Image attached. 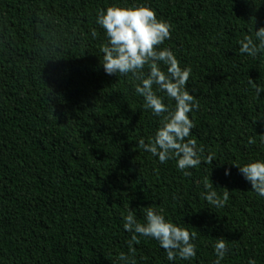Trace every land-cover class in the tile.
Here are the masks:
<instances>
[{
    "label": "trees",
    "instance_id": "trees-1",
    "mask_svg": "<svg viewBox=\"0 0 264 264\" xmlns=\"http://www.w3.org/2000/svg\"><path fill=\"white\" fill-rule=\"evenodd\" d=\"M112 5L153 9L171 34L157 50L191 69L199 108L186 140L203 149L191 175L137 147L163 117L144 107L132 73L104 71L97 18ZM261 27L264 0H0V264H124L122 252L135 264H215L219 238L220 264H264V196L233 165L264 161V52L239 50L246 36L259 44ZM226 189L223 207L204 198ZM148 206L194 234V258L169 261L143 236L130 252L124 217L130 208L144 223Z\"/></svg>",
    "mask_w": 264,
    "mask_h": 264
},
{
    "label": "clouds",
    "instance_id": "clouds-1",
    "mask_svg": "<svg viewBox=\"0 0 264 264\" xmlns=\"http://www.w3.org/2000/svg\"><path fill=\"white\" fill-rule=\"evenodd\" d=\"M97 23L105 30L108 43L101 48L103 53V68L106 74L127 75L132 73L141 83L135 90L144 97V107L150 109L155 116L163 117L162 124L155 133L150 143H145L141 138L137 147L158 156L161 163L175 157L177 168L184 175H191L186 169L195 168L201 164L203 149H197L196 141L187 139L190 130L195 127L189 113L199 108L196 98L187 90L191 69L181 68L173 52L167 48L157 50L166 39H170V25L157 18L156 12L148 6L121 7L112 5L104 10H98ZM96 36L95 30L92 32ZM259 41L257 45L252 37L246 36L240 41V52L255 57L264 52V27L255 31ZM159 62L167 65V72L161 70ZM145 65L149 66V73L144 75ZM250 83L254 81L250 79ZM155 86V90H154ZM157 91L166 92L167 96L175 100V108L170 109L163 103V98L157 95ZM257 98L264 88L255 87ZM253 143L254 141H249ZM213 155H208L204 162L212 164ZM239 169L244 178L250 182L251 189L258 195L264 196V161L256 160L243 166L233 164ZM230 172L226 170L225 175ZM206 189H212L213 183H206ZM205 200L211 206L223 207L229 199V191L226 189L222 198L216 191H208ZM145 222L137 220L135 212L129 208L124 217V229L132 233L129 241V250L135 253L133 243L139 244L138 236L155 239L167 252L169 261L179 256L183 260H189L196 256V246L192 243L194 234L186 228L166 221L164 215L157 213L152 207H144ZM216 254L215 264H220L224 259L228 248L224 238L217 239L214 246ZM118 260L124 264H135V260H129L125 253H120ZM248 264H256L255 260H249Z\"/></svg>",
    "mask_w": 264,
    "mask_h": 264
}]
</instances>
